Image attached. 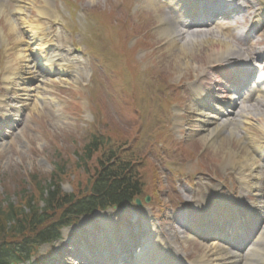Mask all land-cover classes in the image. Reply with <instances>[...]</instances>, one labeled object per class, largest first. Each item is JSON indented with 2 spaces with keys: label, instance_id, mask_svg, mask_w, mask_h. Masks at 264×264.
<instances>
[{
  "label": "rangeland",
  "instance_id": "rangeland-1",
  "mask_svg": "<svg viewBox=\"0 0 264 264\" xmlns=\"http://www.w3.org/2000/svg\"><path fill=\"white\" fill-rule=\"evenodd\" d=\"M6 1L8 5L3 7V12L0 9V101H3L0 108L3 112L0 113V201L7 198L20 203L22 190L26 194L33 192L36 181H48L55 167L63 163L61 190L76 194L86 191L96 174L99 158L109 149L135 162L145 186L143 199L145 195L155 196L140 208L130 205L122 211L102 213L110 222L136 226L143 219L149 222L152 213L166 220L176 208L175 200L184 194L178 191L181 187L183 190L190 187L188 198L198 199L200 205L204 199L210 202L214 190L211 184L219 181L234 183L233 192L241 197L238 171L232 164L242 150L240 140L233 136L222 145L210 142L207 130L192 109L181 123L178 113L185 114L184 110L191 104L185 82L197 78L200 69L209 66V60L200 54L205 52L203 47L199 50L195 47L193 54L187 56L197 62V67H182L177 63L176 48L159 32V18L165 14L161 6L150 7L143 0H51L55 13L43 24L45 34L54 36L58 50L62 49L60 54L66 55L69 47L83 52L79 61L67 58L72 61L69 75L51 76L36 63L37 52L29 31L31 21L38 15L37 8L45 0H22L24 12L18 17L12 15L16 4ZM109 11L113 13L108 19L102 16ZM9 18L15 21V26ZM125 50L132 53L123 55ZM9 68L19 70L20 75L13 76L7 84L4 79ZM28 96L33 100L26 104L24 100ZM176 101L179 111L168 105ZM1 116H11L15 121ZM182 128H185L184 133L179 131ZM248 132L251 137L258 138L260 134L256 129ZM94 134L108 142L106 149H100L83 164L79 156ZM243 134L244 130L240 135ZM180 138L185 144L184 154L176 151ZM163 140L168 142L162 143ZM242 155H247V151ZM176 177L182 185L176 182ZM207 177L204 182L203 178ZM161 207L165 209L160 211ZM87 217L90 216L81 219L87 221ZM89 221L86 234L99 243L100 234H92L103 226ZM77 229L83 230L85 226L66 227L62 243L56 242L55 249L49 244L42 246L38 255L46 257L39 264H58L59 260L52 258L57 257L60 245L67 244L68 235H75ZM179 243L193 259L212 248L196 238ZM114 244L112 241V247ZM81 248L86 252L80 253L81 258L71 254L58 256L62 260L69 259L72 264H86L85 258L90 257L91 251ZM228 262L229 258L221 260V264ZM255 264H264V258Z\"/></svg>",
  "mask_w": 264,
  "mask_h": 264
},
{
  "label": "trees",
  "instance_id": "trees-1",
  "mask_svg": "<svg viewBox=\"0 0 264 264\" xmlns=\"http://www.w3.org/2000/svg\"><path fill=\"white\" fill-rule=\"evenodd\" d=\"M106 143L103 136L94 134L79 156L83 164L100 149L105 150ZM134 163L122 158L117 150L109 149L99 158L90 186L86 191L79 192L80 195L61 190L62 174L65 172L63 163V166L55 167L48 181H36L33 192L26 194L22 190L20 203L2 199L0 264H20L30 260L39 246L59 238L61 228L76 222L81 215L112 205L124 206L140 196L144 182Z\"/></svg>",
  "mask_w": 264,
  "mask_h": 264
},
{
  "label": "bare ground",
  "instance_id": "bare-ground-1",
  "mask_svg": "<svg viewBox=\"0 0 264 264\" xmlns=\"http://www.w3.org/2000/svg\"><path fill=\"white\" fill-rule=\"evenodd\" d=\"M91 1L93 2L94 0H91ZM147 1L149 2V4H151V6H155V8L159 7L158 5L160 3L157 0H147ZM16 2L18 3L17 11H18V16H19L21 13L24 12L23 10L24 6L21 4L22 0H16ZM6 5H8L6 0H0L1 11L3 10V7ZM177 5L180 6L181 3ZM47 10L48 8L46 10H43L42 7L38 8V11L43 15L47 14L46 13ZM176 19H177L176 16L173 17L171 14H167V13L161 16L159 20H160V24L163 27L160 28L159 32L161 36H166L169 38L170 46H172L173 48H176L177 53H178L177 56H179L177 59V63L180 62V64H182L181 65L182 67H187V65H192L194 66V68L197 67L196 66L197 62H194V59L192 60V58L187 56L189 53L193 54V50L195 47H197V50H199V48H202V47L205 48L204 50L205 52H202L200 54L206 57L207 59H209L210 62L213 59L214 60L221 59L222 61H225V62H228L229 60L234 61L237 59V58L230 59L231 56H233L232 50H236L234 48V44L231 43V40L229 39L230 34L227 35V34L220 33L218 31L215 32V30H212L210 33H207L204 36L196 34L197 32L194 33L192 31L182 32V30L180 29L181 26L176 24ZM8 21L15 26L14 20L9 18ZM29 31L31 33V40L35 44L34 45L35 51H37L40 54V59H41V54L47 57V53L44 54V52L43 53L41 52L43 50L42 48L43 42L40 41L41 38L37 37V33L32 31V23H30ZM238 52L239 51L236 50L235 53H238ZM194 54H198V53H194ZM51 58L50 60L47 61L48 63L43 62L45 68L48 67V71L50 73H53L55 71L57 73H62L61 75H66L69 61L67 63L62 62V61L55 63L53 62V59L51 60ZM51 62L54 64V66H52ZM52 68H54V70ZM11 72H15V73H11ZM19 75H20L19 70L17 71L9 70L6 73L5 82L9 84L12 81L13 76H19ZM204 75L206 76V79L209 78L208 73H205ZM223 76L226 77L227 75L224 74ZM220 85L221 84H219L218 86ZM191 88H193L194 90L193 94H194L195 102H194L193 108L198 112L197 116L198 117L204 116V118L208 117L205 120L206 130H208L207 139L210 140V142H213L215 145H222V143L226 141L227 138L229 139V138H232L233 136L237 140H240L242 144L241 145L242 150H240L239 153L236 154L237 157L234 163L235 166H237V168L240 171L239 181H241L242 185L245 187V192L248 191L250 188H252L254 191L257 192L256 195H258V199L262 198L264 195L263 188H262L263 165L260 164L258 160L255 158V152H259L261 153V155H264V148L262 144H259L260 142H258L259 140L255 138V136L254 138L250 136L251 134L248 131L249 129L251 131L252 129L253 130L256 129V130H259L264 135V121H263L264 108L263 109L261 108L264 106V102L263 103H261L260 101L256 102L252 104L251 107L246 106V105H242L240 107L238 103H234L232 96L231 98H228L223 95L222 97L224 99L226 98L225 101H222L223 106L225 104H228L230 108L234 107V105L235 107H237L234 117L232 118L227 117L226 116L227 114L225 113L223 107H221V109L218 110V113L216 112L215 114L212 113L213 115H210V114H207V111L208 113L210 111V108H209L210 106L207 104V102H205L207 100L203 97L204 95L207 94L211 98H214L213 95L215 91L213 90V85L208 83L205 87H202V83H194L191 85ZM263 97H264V91L258 94V99H261ZM31 100L33 99L30 96H28V98L25 99V103L27 104V102L29 103V101ZM202 101H204V104L202 103ZM2 103L3 101H0V108L2 106ZM239 107L240 109L238 110ZM10 118L11 120L15 121L13 117L10 116ZM243 130L245 131V134H243V136L239 135L240 131L242 132ZM222 133L223 134L227 133V135L222 136L223 135ZM219 136H220V139L218 140L217 137ZM245 150L247 151V155L243 156L242 154L244 153ZM247 171H250V172L247 173ZM226 200H227V206H230L231 204L229 203V199L226 197L222 198L221 202L224 204ZM248 206L250 207L248 216H250L251 214L257 215L259 213L258 209H256L257 206L254 205L253 203L252 204L249 203ZM263 207H264V204H263ZM211 209L213 210L214 214L219 215L218 213H221L220 209H217V206L212 203H211ZM231 209L234 210V207L231 206ZM242 212L243 211L238 210L237 214H240L243 216ZM262 214L264 216V211ZM217 217H220V216H217ZM95 219L97 220V222L100 221L101 224L112 226L109 229V232L107 233V235L109 238L113 237V240H116L114 238L118 234L116 233V230L113 229L115 224L109 221L108 216L103 215V214H98L95 216ZM150 229L152 230V228ZM204 229L205 227L203 228V230ZM123 231H126L124 233V237H126L128 236V233H131V231H136V229L123 230ZM237 232H240L241 234V230H237ZM186 237L191 239V237L189 236H186ZM169 243L170 241L168 240L167 244ZM215 243L216 242H214V244ZM210 247L212 248H209V249L207 248L206 254L200 257V260L198 261L199 263L201 264H221V260L227 259L229 256L230 258H229L228 264H249L247 263L249 259L248 258L245 259V257L240 255L239 253L228 251L229 254H227V252L223 248H220L218 246L217 247L210 246ZM255 250H256V255L260 256V254L261 255L264 254V249L255 248ZM139 257H140L139 259H143L145 256H143L142 253H140ZM154 260H157L156 262L160 263L158 259H154ZM99 261L100 260H98V262Z\"/></svg>",
  "mask_w": 264,
  "mask_h": 264
},
{
  "label": "water",
  "instance_id": "water-1",
  "mask_svg": "<svg viewBox=\"0 0 264 264\" xmlns=\"http://www.w3.org/2000/svg\"><path fill=\"white\" fill-rule=\"evenodd\" d=\"M147 200H148V199H147ZM136 202H137V204H138V205H140V204H141V201H139V200H137Z\"/></svg>",
  "mask_w": 264,
  "mask_h": 264
}]
</instances>
